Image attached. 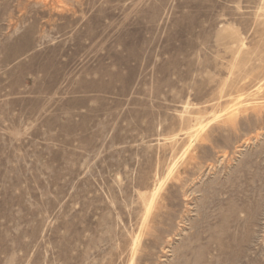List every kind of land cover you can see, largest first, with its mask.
<instances>
[{
    "label": "rangeland",
    "instance_id": "obj_1",
    "mask_svg": "<svg viewBox=\"0 0 264 264\" xmlns=\"http://www.w3.org/2000/svg\"><path fill=\"white\" fill-rule=\"evenodd\" d=\"M40 1L0 0V264H264V0Z\"/></svg>",
    "mask_w": 264,
    "mask_h": 264
},
{
    "label": "bare ground",
    "instance_id": "obj_2",
    "mask_svg": "<svg viewBox=\"0 0 264 264\" xmlns=\"http://www.w3.org/2000/svg\"><path fill=\"white\" fill-rule=\"evenodd\" d=\"M40 2H42L45 6L48 5V3H47L46 0H42V1H40ZM65 4H66V3H65ZM80 6H81V5H80ZM50 21H51V20H50ZM219 33H220V32H219ZM232 117H233V116L231 115V116H230V119H229L230 121L233 120ZM241 147H242V146H241ZM237 152H238V151H237ZM193 161H194V160H193ZM154 200H155V199H154ZM156 200H157V198H156ZM150 202H151V201H150ZM152 202H153V200H152ZM152 202L150 203V205H149V207H148V208H149V209H148V210H149V213H150L151 209L155 207V201L153 202V204H152ZM158 207H159V204L156 203V209H157ZM147 213H148V212H147ZM148 216H149V215H148ZM144 219H145V218H144ZM148 219H149V218H148ZM183 219H184V218L182 217L181 222L183 221ZM144 222H145V221H144ZM147 222H148V221H147ZM147 222H146V224H147ZM142 227H143V226H142ZM144 229H145V228H144ZM144 229H143V230H144ZM141 236H142V235H141ZM134 251H135V250H134ZM135 254H136V253H135Z\"/></svg>",
    "mask_w": 264,
    "mask_h": 264
}]
</instances>
